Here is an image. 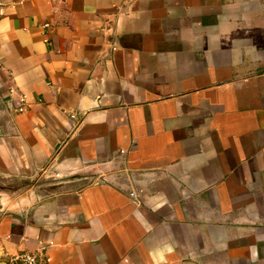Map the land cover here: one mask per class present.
Returning a JSON list of instances; mask_svg holds the SVG:
<instances>
[{
  "label": "crops",
  "instance_id": "obj_1",
  "mask_svg": "<svg viewBox=\"0 0 264 264\" xmlns=\"http://www.w3.org/2000/svg\"><path fill=\"white\" fill-rule=\"evenodd\" d=\"M0 58V175L101 174L0 203V264H264V0H0Z\"/></svg>",
  "mask_w": 264,
  "mask_h": 264
},
{
  "label": "rangeland",
  "instance_id": "obj_2",
  "mask_svg": "<svg viewBox=\"0 0 264 264\" xmlns=\"http://www.w3.org/2000/svg\"><path fill=\"white\" fill-rule=\"evenodd\" d=\"M97 175L101 174L81 172L68 175L54 168L45 175L39 173L34 176L4 177L0 175V203L10 206L25 199L36 200L62 189L81 186Z\"/></svg>",
  "mask_w": 264,
  "mask_h": 264
},
{
  "label": "built area",
  "instance_id": "obj_3",
  "mask_svg": "<svg viewBox=\"0 0 264 264\" xmlns=\"http://www.w3.org/2000/svg\"><path fill=\"white\" fill-rule=\"evenodd\" d=\"M50 24L44 23L43 28L47 29ZM45 41L48 42L49 39L46 37ZM3 62L0 58V68L2 67ZM10 95L16 97V110L18 112H24L27 109V96L26 94L19 92L16 88L10 87ZM72 117H75V114H72ZM134 195V194H133ZM6 264H39V258L37 254L30 251H22L16 254H13L9 261Z\"/></svg>",
  "mask_w": 264,
  "mask_h": 264
}]
</instances>
